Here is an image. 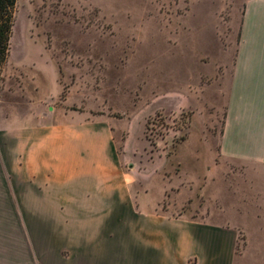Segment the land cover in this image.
Here are the masks:
<instances>
[{
    "label": "rangeland",
    "instance_id": "rangeland-1",
    "mask_svg": "<svg viewBox=\"0 0 264 264\" xmlns=\"http://www.w3.org/2000/svg\"><path fill=\"white\" fill-rule=\"evenodd\" d=\"M244 1L17 0L0 116L109 117L132 194L163 186L159 209L244 226L235 253L246 261L257 168L216 151ZM50 62L56 86L34 71ZM20 194L19 205L42 203ZM0 201V264H87L88 238L64 235L63 210L13 207L7 189Z\"/></svg>",
    "mask_w": 264,
    "mask_h": 264
},
{
    "label": "crops",
    "instance_id": "crops-1",
    "mask_svg": "<svg viewBox=\"0 0 264 264\" xmlns=\"http://www.w3.org/2000/svg\"><path fill=\"white\" fill-rule=\"evenodd\" d=\"M53 63L45 78L34 69L38 81L58 85ZM224 105L217 154L257 168L246 261L235 253L244 226L159 209L163 186L155 198L147 189L132 194L109 117L53 109L43 120L29 112L12 123L0 116V192L9 190L16 208L63 210L64 235L93 246L87 264H264V0L244 1ZM25 191L42 203L19 205Z\"/></svg>",
    "mask_w": 264,
    "mask_h": 264
},
{
    "label": "trees",
    "instance_id": "trees-1",
    "mask_svg": "<svg viewBox=\"0 0 264 264\" xmlns=\"http://www.w3.org/2000/svg\"><path fill=\"white\" fill-rule=\"evenodd\" d=\"M16 3L17 0H0V71L7 59L10 47ZM189 264H194V261L191 260Z\"/></svg>",
    "mask_w": 264,
    "mask_h": 264
}]
</instances>
